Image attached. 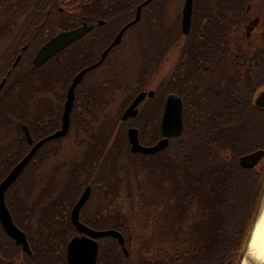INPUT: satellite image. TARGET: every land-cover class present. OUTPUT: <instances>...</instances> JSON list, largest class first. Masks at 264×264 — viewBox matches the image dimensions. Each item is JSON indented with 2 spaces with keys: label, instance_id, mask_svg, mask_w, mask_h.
<instances>
[{
  "label": "flooded vegetation",
  "instance_id": "1",
  "mask_svg": "<svg viewBox=\"0 0 264 264\" xmlns=\"http://www.w3.org/2000/svg\"><path fill=\"white\" fill-rule=\"evenodd\" d=\"M187 1L154 0L145 6L140 21L125 32L104 63L85 74L74 92L66 133L48 140L37 150L20 176L29 177V185H22L19 177L6 192L10 212L18 195L28 193L36 220L52 225L73 224V210L91 187L80 220L97 230L91 225L100 220L101 202L107 203L110 188L64 185L70 179L72 165L87 158L99 160L102 150L99 143L108 138L116 141L118 136L122 139L121 135L130 144L121 151L120 160H125L124 152H132L131 129L138 131L140 143L145 147V114L161 112L162 131L171 96L182 100L183 114L187 108L192 113L212 115L209 128L213 139L225 134L222 130L229 122V112L243 115L248 110L259 117L264 114V0H193L191 24L186 33ZM142 4L134 9L133 0H117L112 4H103L101 0L93 4L87 0H0V185L37 145L64 130L75 78L101 61L122 29L137 18ZM87 5L94 8L86 9ZM101 16L105 19H100ZM108 23L116 24L118 31L111 40L103 37L104 31L96 30ZM155 23L156 44L150 36ZM85 25H93L94 29L43 65L35 64L38 53L48 42ZM154 47L158 59L152 85L156 86L151 87L149 52ZM138 66L143 90H118L119 67L139 74ZM26 81L28 88L24 85ZM145 92H154V96L141 101L135 118L123 121L126 110ZM124 95L133 99L129 102ZM127 102L129 105L119 116L120 108ZM218 114L225 115L221 122L218 116L213 117ZM243 125L241 121L233 122L229 129L233 131ZM259 141L264 143V139ZM95 175L99 181L100 171ZM64 209L67 212H61ZM75 233L72 239L83 236L76 227ZM67 256L68 246L69 264Z\"/></svg>",
  "mask_w": 264,
  "mask_h": 264
},
{
  "label": "trees",
  "instance_id": "2",
  "mask_svg": "<svg viewBox=\"0 0 264 264\" xmlns=\"http://www.w3.org/2000/svg\"><path fill=\"white\" fill-rule=\"evenodd\" d=\"M97 1L87 0V3ZM116 1L101 0L103 4ZM143 1L133 0V8ZM93 8L92 5L86 7ZM115 25L108 23L96 30L104 31L103 37L111 40L118 32ZM150 36L156 44V23L150 28ZM157 52L156 47L149 52L151 87ZM121 68L117 89L142 91L141 67H137L139 74ZM24 85L28 88L29 82ZM124 97L129 102L133 99ZM129 102L120 108L119 116ZM161 115V112L145 114V146H154L163 138ZM216 116L220 122L225 117L222 114L213 117ZM211 119L209 112L192 113L185 108L183 133L172 138L167 149L145 155V159L142 154L128 150L124 152L127 158L120 160L121 151L126 145L130 146L127 137L121 135L122 139L118 136L116 141L108 138L101 141L102 145L99 143L102 148L99 160L87 158L72 165L70 179L64 185L110 188L107 205L101 202V218L91 227L119 231L130 252L127 257L116 239L101 238L98 264H242L244 258L233 259L229 255L227 241L243 211L249 189L256 187L264 192V160L251 170L240 165L243 156L264 150V143L259 141L264 139V114L259 117L248 110L243 115L229 112L228 129L223 128L225 134L218 139L211 137ZM239 121L244 123L243 127L229 129L233 122ZM98 171L99 181L95 175ZM19 182L29 185L30 178L23 175ZM10 209L15 223L26 233L33 254L24 252L0 224V264H67V246L76 234L71 222L52 225L36 220L28 193L18 195Z\"/></svg>",
  "mask_w": 264,
  "mask_h": 264
},
{
  "label": "water",
  "instance_id": "3",
  "mask_svg": "<svg viewBox=\"0 0 264 264\" xmlns=\"http://www.w3.org/2000/svg\"><path fill=\"white\" fill-rule=\"evenodd\" d=\"M152 1L154 0H147L141 6H139L137 18L132 23H130L129 25H127L125 28L122 29V31L117 35L114 42L111 44V46L104 52L103 57L98 64L83 70L81 73L77 75V77L75 78L73 82V85L70 88V100H69V105L66 111V120H65L64 130L60 132L59 134L37 145L29 153V155H27V157H25L21 161V163H19V165L14 168V170L10 173V175L0 185V222H1V225L3 229L5 230V232L7 233V235L11 237L18 246H21L23 248V251L29 255H32L33 252L29 244L27 235L24 231H22L15 224L13 220L11 212L6 204V192L18 180V178L21 176L23 171L30 164L37 150L44 143H46L48 140L52 138L62 136L63 134L66 133L69 127V122H70L69 113L73 105L74 92L78 84L84 79L85 74L88 71L104 63L106 57L113 50V48L121 43L125 32L131 26L137 24L140 21L142 9L145 6H148ZM192 14H193V0H188L186 7H185V12H184V28H185L186 33L189 32ZM100 24L103 25L104 22H100ZM93 29H94L93 25L91 26L85 25L82 28H79L77 30L64 33V34H61L55 37L40 50V52L38 53L35 59V64L37 66L43 65L48 60H50L55 54H57L59 51L68 47L69 45L76 42L77 40L83 38L86 34L91 32ZM147 96H150V97L154 96V92H150V93L145 92V93L139 94V96L135 99L133 104L126 110L123 116V121H127L130 118H135L137 116V113H138L137 107L139 106V104L144 98L145 99L147 98ZM183 115L184 114H183L182 100L175 96L169 97L167 104H166L165 114L162 120V131H163V135L165 136V138L162 139L160 142H158L154 146L144 147L140 143L138 131L135 129H131L129 132V140L132 146V152L134 154L153 155V154H157L167 149L170 145V140L172 138L181 136L183 133V130H184ZM29 140L30 142H32L30 136H29ZM263 159H264V150H258V151H255V152H252L250 154L243 156L240 159V165L243 169L251 170V169L258 167L260 163L263 161ZM90 194H91V187H88L83 197L78 202V204L76 205L72 213L73 224L75 225L79 233L83 234V236L75 237L68 244V256H67L68 263L69 264H97L98 257H99V250H100L98 240L101 238H107V237H112L116 239L121 245V247L123 248L125 255L129 257L130 252L126 247V240L122 233L116 230H107V231L92 230L81 222L80 213H81L82 208L85 206V204L89 200ZM246 262L252 264V262L250 261V258H248L247 256L244 257L242 264H245Z\"/></svg>",
  "mask_w": 264,
  "mask_h": 264
},
{
  "label": "snow or ice",
  "instance_id": "4",
  "mask_svg": "<svg viewBox=\"0 0 264 264\" xmlns=\"http://www.w3.org/2000/svg\"><path fill=\"white\" fill-rule=\"evenodd\" d=\"M257 245L264 247V192L252 187L246 195L243 211L229 235L227 249L233 259H243L245 256L252 258Z\"/></svg>",
  "mask_w": 264,
  "mask_h": 264
},
{
  "label": "clouds",
  "instance_id": "5",
  "mask_svg": "<svg viewBox=\"0 0 264 264\" xmlns=\"http://www.w3.org/2000/svg\"><path fill=\"white\" fill-rule=\"evenodd\" d=\"M252 255L258 261V264H264V247L257 245Z\"/></svg>",
  "mask_w": 264,
  "mask_h": 264
},
{
  "label": "bare ground",
  "instance_id": "6",
  "mask_svg": "<svg viewBox=\"0 0 264 264\" xmlns=\"http://www.w3.org/2000/svg\"><path fill=\"white\" fill-rule=\"evenodd\" d=\"M255 238H256V232L254 230L253 231V239H255ZM250 261L252 262V264H258V261L254 257L250 258ZM245 264H251V263L246 262Z\"/></svg>",
  "mask_w": 264,
  "mask_h": 264
}]
</instances>
